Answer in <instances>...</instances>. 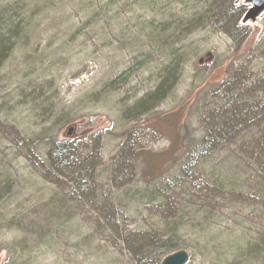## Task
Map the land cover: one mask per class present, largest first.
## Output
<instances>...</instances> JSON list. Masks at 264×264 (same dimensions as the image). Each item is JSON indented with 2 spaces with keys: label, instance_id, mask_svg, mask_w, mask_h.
Returning <instances> with one entry per match:
<instances>
[{
  "label": "rangeland",
  "instance_id": "374dc122",
  "mask_svg": "<svg viewBox=\"0 0 264 264\" xmlns=\"http://www.w3.org/2000/svg\"><path fill=\"white\" fill-rule=\"evenodd\" d=\"M195 1L0 0V11L9 10L0 20V30L7 29L4 34L12 44L0 69V191L5 189L0 193V264H130L128 247L119 250L115 234L91 224L94 216L88 203L84 205L90 187L84 186L75 200L74 221H67L69 209L56 213L49 207L50 195L63 182L42 167L49 151L55 154V145H63L68 154L60 158L78 160L86 175L92 168L94 184L101 188L98 192L109 195L99 201L107 214L114 204H124L109 184L111 175L105 174L112 169L114 157L126 149L165 153L170 144L182 153L189 140L196 142L204 134L203 102L226 81L252 82L253 88L256 84L263 91L264 14L253 24L237 22L245 28L243 39L232 35V17L227 16L233 6L243 8L244 14L248 7L243 2L214 0L207 7L208 0ZM9 16H16L12 24H7ZM139 57L142 66L124 84L116 81ZM168 65L176 76L164 100L125 120L126 108L161 83ZM252 90L253 98L264 97ZM230 107L231 112L237 110ZM70 127L71 137L67 136ZM235 142L230 138L231 147L224 153L233 168L240 163L237 154L242 147ZM75 152L81 157H75ZM60 163L59 173L77 178L68 173L67 161L65 166ZM147 169L137 164L135 174L133 168L123 182L147 181L148 173L154 172ZM69 171L74 173L75 168ZM77 179L88 184L84 177ZM251 193V188L243 193L248 196L242 195L245 203ZM72 201L66 199L65 205L75 206ZM241 201L228 209L222 203L220 226L226 228L212 226L195 239L186 238L187 264H212L222 257L223 264H262L264 247L254 242L258 226H264V213ZM47 215L53 216L50 221ZM127 221L133 228L134 219ZM90 235L93 249H88ZM198 240L205 243L199 245ZM209 249L212 260L206 255ZM146 253L154 254L153 247ZM146 258L143 264H154Z\"/></svg>",
  "mask_w": 264,
  "mask_h": 264
},
{
  "label": "trees",
  "instance_id": "16d2710c",
  "mask_svg": "<svg viewBox=\"0 0 264 264\" xmlns=\"http://www.w3.org/2000/svg\"><path fill=\"white\" fill-rule=\"evenodd\" d=\"M207 3V7H210L215 1L208 0ZM243 11V8L233 6L227 16L229 19L232 17L230 26L232 35L234 37L242 36L240 38L244 39L245 28L237 25ZM196 14L195 16H197ZM203 14L200 17H203ZM15 19L16 16H9L7 24H12ZM222 19L225 18L222 17ZM6 30H0V68L10 55L8 54L9 48H12V44L4 34ZM143 62V57L135 59L128 71L120 74L116 81L124 84L127 76L133 70L141 67ZM171 67L168 65V68H164L166 75L152 92L145 95L136 104L126 108L127 111L123 114L125 120L133 118L146 107L163 99L166 95V89H170V86L173 87L175 82L176 70ZM114 84L116 83H112L110 86ZM246 86L240 82H235V80L226 81L218 89L212 91V95L204 100L200 115V121L204 124V134L196 142L189 140L182 153H177V150L170 144L165 153L155 154L141 148L129 152L126 149L123 150L124 154L114 157L110 162L112 169L109 167L110 170H107L105 174L111 175L109 184L114 185L111 187L117 189L119 201L124 204L118 207L112 202L114 210L107 214L103 211L104 205L99 204V201L100 198L109 195L98 192L101 188L94 184L95 176L92 178V168L88 167V175L84 174L85 168H82L78 160L73 162L69 156L68 159L60 158V156L68 154L63 145L53 146L55 147V154L49 151L47 158L42 162V167L47 169L48 173H55L66 181L59 182L58 187L50 195L49 207H54L56 213L63 207L64 210L69 209L67 221L68 219L74 221L75 217L78 216L76 209L78 202L75 200L82 196L81 190L84 186L90 187V193L84 205L88 203L86 206L90 208L89 213L94 216V219L92 216L89 217L91 220L93 219L91 224L96 227L103 225L106 232L115 234L116 247L119 250L125 252L124 248L128 247L125 253L128 255L130 264H143L145 257H149L146 258L149 261L152 259L154 264H159L160 260L170 253L188 250L190 245L186 244L188 243L186 238L192 236L195 239L200 231H209L208 229L212 226H220L222 223L220 221L223 219L220 218V213L225 209L224 205L228 209L234 206L236 200H242L241 203L245 206L253 204L254 207L263 210L264 213V127L243 128L245 124V126H264V97L253 98L251 90L246 89ZM260 87L264 88L263 85ZM253 92L264 95V89ZM210 99L213 101L212 103L209 102ZM253 99L256 100L252 104L250 101ZM215 100L220 103H216ZM219 104L221 105L219 106ZM230 106L236 107L237 110L231 112ZM0 110L2 111V108ZM181 130L184 133L187 132L186 128H181ZM186 138L187 135L184 140ZM230 138L232 141L236 139L235 143H240L242 146L238 148L240 152L237 154L240 163L235 168L232 167L231 163H228L229 157L224 155L231 147L228 145ZM90 154L88 153L91 158ZM73 155L77 158L81 157L78 152ZM172 159L174 162L179 160L176 170L172 169L174 165V162L170 163ZM60 161L63 163L67 161L69 168H75L74 173H71L68 168V173L77 176V178H86L88 184L83 183L82 179L78 180L66 176L67 173L66 175L59 173L57 167L59 164L62 165ZM139 163H143L148 168L146 171H154L151 174L148 173V180L145 182L132 180L123 182L124 178L129 177L132 173L133 168L135 174ZM244 164L247 166H243ZM250 188L252 195L245 203L242 195ZM4 191L5 189L1 190L0 193ZM226 195L231 199L230 201ZM243 196L248 197L247 195ZM110 198H114L111 193ZM66 199H72V202H76L73 203L75 206L65 205ZM106 205L110 206V203H106ZM250 211L255 213L254 209ZM47 216L48 221L53 217ZM130 217L135 221L134 226H131L133 228L127 226V219ZM224 226L220 227L226 228V224ZM258 227L257 240L254 243L264 247V226L260 224ZM92 238L93 236H88V249H93L90 244ZM202 243L205 241H197L199 245ZM151 247L154 250L152 255L146 253ZM229 252L227 250L226 254ZM252 252L256 254V250ZM206 255H212V250ZM207 258L212 260L209 256ZM262 259V264H264V257ZM211 262L212 264L214 262L223 264L225 257H222L220 261L212 260ZM202 264H207V262L202 261Z\"/></svg>",
  "mask_w": 264,
  "mask_h": 264
},
{
  "label": "water",
  "instance_id": "95a60500",
  "mask_svg": "<svg viewBox=\"0 0 264 264\" xmlns=\"http://www.w3.org/2000/svg\"><path fill=\"white\" fill-rule=\"evenodd\" d=\"M240 0H236L238 2ZM244 4L249 5V10L244 14L241 23L253 24L255 20L264 13V0H242ZM188 254L185 251H177L165 256L160 264H187Z\"/></svg>",
  "mask_w": 264,
  "mask_h": 264
},
{
  "label": "bare ground",
  "instance_id": "6f19581e",
  "mask_svg": "<svg viewBox=\"0 0 264 264\" xmlns=\"http://www.w3.org/2000/svg\"><path fill=\"white\" fill-rule=\"evenodd\" d=\"M8 9L5 11V10H1L0 11V20H2L3 19V17H4V15L5 14H7L8 13ZM7 60H5V62H6ZM5 64V63H4ZM3 64V65H4ZM2 68H3V66H2ZM2 68H0V69H2ZM252 84V82L251 83H248L247 81H246V83H245V85H247L246 87V89H249V90H252L253 89V91H256V90H258V89H256V84H254V88H253V85H251ZM255 89V90H254ZM251 126V125H250ZM249 125H248V128H253V127H250ZM63 181H66V179H63ZM70 225V224H69Z\"/></svg>",
  "mask_w": 264,
  "mask_h": 264
}]
</instances>
